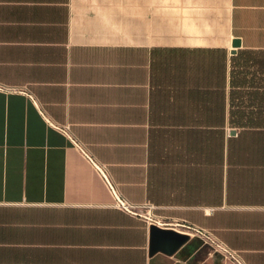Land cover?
I'll use <instances>...</instances> for the list:
<instances>
[{"label": "crops", "instance_id": "0c3cea01", "mask_svg": "<svg viewBox=\"0 0 264 264\" xmlns=\"http://www.w3.org/2000/svg\"><path fill=\"white\" fill-rule=\"evenodd\" d=\"M0 85V264H264V0H0Z\"/></svg>", "mask_w": 264, "mask_h": 264}, {"label": "built area", "instance_id": "2783aa9c", "mask_svg": "<svg viewBox=\"0 0 264 264\" xmlns=\"http://www.w3.org/2000/svg\"><path fill=\"white\" fill-rule=\"evenodd\" d=\"M0 90H8V88L0 85ZM57 129L61 133H63L64 135L69 136L68 125H66V124L62 125L60 127H57ZM74 145L77 146V148H79L81 154L85 158L92 161V158L87 154V152L81 146H79L77 143H74ZM95 167H98V166H95ZM100 167L104 169L103 166H100ZM109 192L113 198L112 206L114 208L121 210L123 212L129 213V214L140 216V217L144 218L147 222H150L151 224L152 223H158L157 218L151 212L152 206L150 203H145V204L131 203L126 198H124L119 192H117L115 190V188L112 187V185L111 186L109 185ZM188 226H189V228L192 227L195 231L199 232L200 234H203L204 237L210 238L211 242H213L216 245V247L223 250L224 253L227 254L229 259L234 260L235 264H245L236 252H234L233 250L228 248L225 244L218 241L215 237L212 236V234L210 232L203 230V229H200V228H197L196 226H194V227L190 226V225H188ZM216 241H217V243H216Z\"/></svg>", "mask_w": 264, "mask_h": 264}, {"label": "trees", "instance_id": "16d2710c", "mask_svg": "<svg viewBox=\"0 0 264 264\" xmlns=\"http://www.w3.org/2000/svg\"><path fill=\"white\" fill-rule=\"evenodd\" d=\"M232 126L242 128L264 127V116H243L230 118Z\"/></svg>", "mask_w": 264, "mask_h": 264}, {"label": "rangeland", "instance_id": "374dc122", "mask_svg": "<svg viewBox=\"0 0 264 264\" xmlns=\"http://www.w3.org/2000/svg\"><path fill=\"white\" fill-rule=\"evenodd\" d=\"M206 242V241H205ZM209 245L211 246V252L214 254V256L218 257L224 264H235L234 260L229 259L227 254L224 253L223 250L216 247L215 244L209 242Z\"/></svg>", "mask_w": 264, "mask_h": 264}, {"label": "water", "instance_id": "95a60500", "mask_svg": "<svg viewBox=\"0 0 264 264\" xmlns=\"http://www.w3.org/2000/svg\"><path fill=\"white\" fill-rule=\"evenodd\" d=\"M239 45H240V40H239V39H234V40L232 41V47H233V48H237V47H239ZM231 53H235V50H232ZM230 133H231V134H235L234 130H232ZM153 227H154V226H153ZM181 237H183V239L186 238V236H181ZM177 246H178V243H176V244L173 246V248H176Z\"/></svg>", "mask_w": 264, "mask_h": 264}]
</instances>
